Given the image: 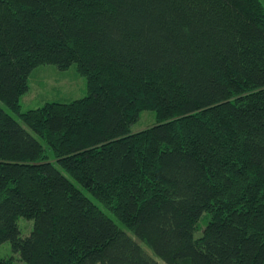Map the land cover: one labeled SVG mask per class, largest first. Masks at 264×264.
Segmentation results:
<instances>
[{
    "label": "trees",
    "instance_id": "trees-1",
    "mask_svg": "<svg viewBox=\"0 0 264 264\" xmlns=\"http://www.w3.org/2000/svg\"><path fill=\"white\" fill-rule=\"evenodd\" d=\"M46 65L87 95L21 111ZM0 102L20 261L264 264V0H0Z\"/></svg>",
    "mask_w": 264,
    "mask_h": 264
},
{
    "label": "rangeland",
    "instance_id": "rangeland-1",
    "mask_svg": "<svg viewBox=\"0 0 264 264\" xmlns=\"http://www.w3.org/2000/svg\"><path fill=\"white\" fill-rule=\"evenodd\" d=\"M28 86V92L20 100L21 111L23 112L41 107L47 102L69 103L84 98L87 95L86 78L80 75L75 65L63 71L52 65L41 66L29 77ZM0 106L10 113L1 102ZM14 117L18 119L16 116ZM155 123V112L143 111L140 113L138 120L131 126L130 130L132 133H136ZM63 174L106 215L118 223L113 215L95 198L83 190L68 174L65 172ZM17 224L23 237L27 236L32 230L33 222L31 220L19 218ZM0 259H11L12 264H25L20 261L17 254L13 253L10 242L0 244Z\"/></svg>",
    "mask_w": 264,
    "mask_h": 264
}]
</instances>
